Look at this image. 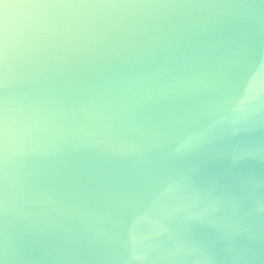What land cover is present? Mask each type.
Here are the masks:
<instances>
[{"label": "clouds", "instance_id": "9594fccd", "mask_svg": "<svg viewBox=\"0 0 264 264\" xmlns=\"http://www.w3.org/2000/svg\"><path fill=\"white\" fill-rule=\"evenodd\" d=\"M0 264H264V0H0Z\"/></svg>", "mask_w": 264, "mask_h": 264}]
</instances>
